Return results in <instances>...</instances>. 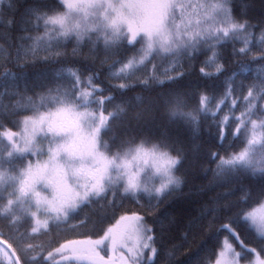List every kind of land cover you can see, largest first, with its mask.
Segmentation results:
<instances>
[{"label":"snow or ice","instance_id":"1","mask_svg":"<svg viewBox=\"0 0 264 264\" xmlns=\"http://www.w3.org/2000/svg\"><path fill=\"white\" fill-rule=\"evenodd\" d=\"M6 2L0 264H264V0Z\"/></svg>","mask_w":264,"mask_h":264},{"label":"trees","instance_id":"2","mask_svg":"<svg viewBox=\"0 0 264 264\" xmlns=\"http://www.w3.org/2000/svg\"><path fill=\"white\" fill-rule=\"evenodd\" d=\"M252 4H253V7L249 10V15L252 17L259 16L260 12H261L260 0H252ZM0 8L7 9V2L4 4H0ZM70 47H71V45H70ZM238 47H239V45H238ZM225 51H226V53L228 51H230V46ZM0 52H2V50H0ZM203 59H204L203 55L198 56L197 62H196L197 71H198V68L200 66V61H202ZM229 59H230V57L227 56V54H226L225 60L223 62L225 64H227V61ZM231 71H232V66L229 67V71L224 72L222 74H218L216 77H214L215 87L212 90L213 94H214L213 103H215V97H218L219 94L225 90L224 81H225V78L231 74ZM243 75H247V73H243ZM128 95H131V93H129ZM196 102L197 101L195 99L192 101L193 104H195ZM229 105H230V101L227 102L225 105H222V109L228 107ZM221 114H223V111L221 112ZM174 132H176L177 134H180L181 136H186L188 134L187 131L184 130L182 127L174 129ZM206 136H207V134L203 133V130H202V137L201 138L204 139ZM202 162H204V161H202ZM210 176H211L210 172L207 175H205L199 169H197L195 171L189 170L187 172L188 179H187V183L185 185V191L186 192L191 191L192 193H195L196 189L200 185L205 184ZM214 191L215 190L212 189V190H208V191L204 192L202 194V199L206 200L208 198V196L213 194ZM198 199H201V197H197L195 195H192V196L180 199V200H174L173 203L168 206V211L170 213L174 214L177 218L176 228H175L174 233H173V237L176 241L181 240V232H182L183 227H184V218L188 213L189 201L198 200ZM201 235L202 234H200V233L197 234L196 242H199ZM245 238L247 240H249V242H251V240H252V237L249 234H246ZM46 240H47V237L41 236L35 241V243H40L41 241H46ZM212 243H214V242L209 241V243H208L209 249H211ZM186 247H187V245H186ZM180 251H184V249H180Z\"/></svg>","mask_w":264,"mask_h":264}]
</instances>
